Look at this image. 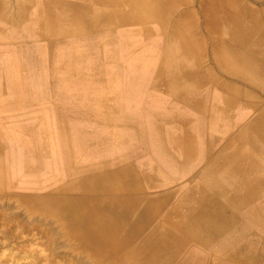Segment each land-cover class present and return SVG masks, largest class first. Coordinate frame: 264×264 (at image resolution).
I'll use <instances>...</instances> for the list:
<instances>
[{"label": "bare ground", "instance_id": "1", "mask_svg": "<svg viewBox=\"0 0 264 264\" xmlns=\"http://www.w3.org/2000/svg\"><path fill=\"white\" fill-rule=\"evenodd\" d=\"M10 1L0 0V58L7 57V59H4L6 61L10 60L12 56L23 55L32 59L35 49L25 47L24 42H22L23 45H19L17 35L20 31L32 35L36 28V21L33 19V15H28V13H9L12 2ZM20 1H24L23 4H20L21 8L26 9L28 7L27 0ZM46 1H49L47 8H59V13L55 10L54 12H48L46 18L44 17L47 22L48 35L54 37L55 35L74 34L90 35L98 37V40L102 38L105 44L94 47L93 52L95 51V56L98 59H100V52L102 55L108 56L107 62L103 63L110 67L119 65L118 62L112 60L113 54L116 53L114 50L116 46H113L112 43L114 41L124 43V40L129 38L139 45L132 44L131 49L133 50L130 49V56H133V54L139 55L138 59L143 62V66L140 65L138 68L145 72L148 70L149 64H154L155 71L153 73H155V77L161 81L169 78L168 83L163 81V85L174 97H188L189 92L195 89L196 102L194 105L196 108L202 110L206 105L205 103H209L212 106L211 109L221 110L218 120H225L224 122L229 126L223 128V130L225 129L224 133L227 134L226 137L222 138V141H218L215 146L222 147L223 151L227 152L222 165L234 177V182L222 180L229 185L232 183L231 186H235L236 183L243 185L242 207L250 206L248 207L250 212L248 217L250 219L247 220L245 216L240 223L239 220H235L233 215L226 214L224 216V220L219 224L226 226L227 231L236 229V235L224 237L219 233V225L216 226L214 221L212 223L213 228L210 230V225L203 222L209 210V207L205 204L209 200L215 201V199L224 198L221 196L222 192L218 191L219 189L209 191L205 189L206 185L199 192V195L192 197L194 199L192 206L187 205L183 208L182 205L172 204L171 202L169 208H166L164 205L167 201L169 203L171 198L165 199L163 197L164 193L161 195L158 191L150 189L153 180L155 181L154 178L157 175L166 177L165 172H155L152 169L143 171L135 165L134 160L131 158L136 153L135 151L148 148V138H118V140L108 138L107 140H101L99 147H95L99 148V155L92 153L91 148H89L92 145L86 143L85 139L84 141L80 139L71 141L61 138L60 142L58 141L50 146L52 157L46 165L61 164L66 177L53 190L42 194H28L27 196L21 194L23 196L21 198H32L36 204L40 202L39 200H42V209L49 215L53 214L64 221L67 228L66 234L78 240L82 245L81 247L89 250V253L95 256V260H98V262L101 261L106 264H193L191 253L187 254L182 244L185 241V235L187 237L192 235L194 240L209 249L208 252H211L215 258V262L211 261L203 264H264V168H259L261 161H258V163L255 161L258 157L264 156V94L260 96L262 100L250 93L240 95L237 88L234 85H229L227 80L220 83L213 75L210 78V73L204 65V50L208 48L207 43L213 46L218 45L221 39L219 29L216 26V18L212 12L216 9L237 10L236 8L242 7L241 1L195 0L193 2L191 8L195 7L201 12V17L204 19L200 22L205 25L204 32L207 35L210 34V38L203 37L204 34L202 37L198 34L195 37L188 36V16L181 15L178 27L175 26V21L170 24L171 20H166L167 12L173 14V10L178 7V4L179 7H189L191 0H179L176 4L175 0H129L130 19H128V22L136 24L140 30L129 31L127 35H116L117 38L114 41L111 39L113 32L99 28L102 24L107 25L109 21L100 19L98 6L94 5L92 0L83 3L84 0ZM243 6L245 7V5ZM258 15L260 16V14ZM153 17L157 18L163 26L168 25L169 31H166V28L165 31L150 30L148 24ZM114 19L112 18V20ZM236 19L238 18L234 16V26L240 28L239 23L236 25ZM197 22H195L196 32L198 30ZM73 38H78V36ZM151 43H153V46L149 45ZM154 43L158 47H155ZM159 43H161L160 46ZM149 48L150 51H148ZM72 53L79 57L83 56L79 52V48H74ZM218 59L217 62L227 70L225 72L231 75L239 73L236 67H239L240 64L225 60L220 61L221 58L219 57ZM209 64L210 68L213 67L212 63ZM1 67L0 65V69ZM101 69L103 67L99 65L94 68V71L99 73ZM129 69L134 70L133 67ZM1 77L0 87L3 83ZM96 82L97 84L99 82V88L113 87L108 83H104V80L97 79ZM210 84L226 88L227 95L209 93L208 90L202 93V90H206L205 87ZM198 93H202L203 96ZM216 102H226V105L219 109L220 107ZM260 104L263 107L259 106L261 109L256 110L258 111L256 115L248 114L249 110H253ZM235 105H238L240 109L233 111ZM242 106H248L250 109ZM182 134L184 138H191L189 132L184 129ZM239 138H248V140L246 139L247 141L245 140L246 142L241 146L238 141ZM150 139L155 156H158L162 161H166L170 168L186 169L188 164L185 161L192 154L197 163L215 155L213 142L207 143L205 148H202L201 145L196 144V147L195 145L192 146L189 141L180 143L173 138ZM20 142L21 144H19ZM43 145L42 138H40V141L37 138H10V158L8 160L12 173L23 178V165L26 163L31 164V161L39 165L37 155L39 149L44 148ZM101 149L115 156L112 158L102 157L104 152L101 153ZM260 159L263 161V158ZM41 163L42 161H40ZM43 163L45 162L43 161ZM4 164L5 161L1 159L0 192H3L7 186L8 170L5 171ZM182 175L180 173L171 177H181ZM196 177L201 176L198 174ZM199 182H203V180L200 179ZM184 190H181L179 194L188 192V189ZM184 194H180V196ZM233 197L227 196V199H233ZM177 200L180 201V199ZM212 208V210H215L219 207ZM187 214L192 216L189 222H185L189 219V217H186ZM32 215L29 214V216ZM251 222H254L259 228L258 235L254 238L245 235L248 230V223ZM19 260L21 261V259ZM194 264L200 263L196 261Z\"/></svg>", "mask_w": 264, "mask_h": 264}, {"label": "crops", "instance_id": "2", "mask_svg": "<svg viewBox=\"0 0 264 264\" xmlns=\"http://www.w3.org/2000/svg\"><path fill=\"white\" fill-rule=\"evenodd\" d=\"M11 1V7L12 5L13 7L12 9L11 7L9 8V13H28V15H33V19H35L36 21V28L33 34L31 33L32 35L26 34L23 31H20L17 35V43L19 45H23L22 42H24L26 45L25 47H33L35 49V54L32 56V59H29L23 55H19L16 57L12 56L10 60L6 61L4 59H7V57H4L3 59L0 58V65L2 66L0 69V76H2L1 78L3 80V83L0 87V116L2 117L1 119L3 121H0V126L13 128L10 133L8 131L3 132V135L5 134L8 137L6 138V136L4 135L3 140L7 144L10 141V138H37L39 139V141L40 138H42L44 144L43 147L45 148L44 150H47L42 152V150L39 149L38 152H42L43 157L47 152L48 162L52 157L50 155V146L56 144L58 141L60 142L61 138H47V96H51L53 94H81L83 92L84 57L87 56L85 54V51H87V53L89 54L91 51V47L103 46L105 42L102 38L98 40V37H93L90 35L81 36L70 34L55 35L54 37L48 35L46 29L47 22L45 21L44 17L46 18L48 12H54L55 10V12L59 13V8H47V4L49 3V1L46 0H25L26 4H28V7L26 9H22L20 4H23L24 1L17 0L16 3V0ZM85 1L87 0L82 1V3ZM128 1L129 0H92L93 4L98 6V14L101 15L100 19L109 21L107 25L102 24L99 26V28H102L104 30L107 29L113 32V36L111 38L113 39V41L117 38L116 35H127L129 31L140 30V28L136 24H131L130 22H128V19H130V9ZM194 1L195 0L190 1L189 7H179L178 4V7L173 10V14L167 12L166 20H171L170 24L172 23V21H175V26L178 27L181 15L188 16V36L195 37V35L198 34L200 37H202V35L204 34L203 37L207 36L211 38L210 34L207 35V33L204 32L203 28L205 27V25L200 22V20L204 19L203 17H201V12L195 7L191 8L194 4ZM240 1L242 3V7L236 8L237 10L232 9L225 11L223 9H216L214 12H212L216 18V26L219 29V36L221 37V39L218 42L219 46H213L207 43L208 48L204 50V54L205 58L208 60L207 63L209 67H205L210 73V78L211 75H213V77L215 79H218L220 83L223 80H227L229 85H234L237 88V90L240 92V95L250 93L254 94L258 99L262 100V97L260 96L261 94H264V0ZM178 2L179 0H175V4ZM243 5H245V7ZM258 14H260V16ZM234 16L235 18H238L236 19V25H238L239 23L240 28L234 26ZM112 18H115V21L112 20ZM153 18L148 24L150 30L165 31L166 28V31H169L170 28L168 25L163 26L157 18ZM195 22H197V32L195 29ZM72 36H78V38L74 39ZM132 42L133 40L128 38V40H124V43H117L115 41L112 43L113 46H116V49H114L116 53L113 54L112 60L118 63L125 64V70L129 69L128 64L131 63V57L128 52L131 49ZM160 44L161 43H159V46ZM149 45L153 46V43ZM154 46L158 47L156 43H154ZM48 47L50 48V50ZM74 48H79V52H81L83 56L79 57L77 55H73L72 50ZM117 49H119L120 51ZM148 51H150V48ZM218 57L221 58L220 61L225 60L234 64H240L239 67H236L240 74L237 73V75H231L225 72L227 70H225V68L217 62ZM209 63H212L213 67L210 68ZM252 66L253 68L251 69ZM113 72H115V65L113 66ZM209 86L205 87L206 90L203 89L202 93H205L208 90L209 93L212 92L217 95H227L226 88L220 85H211L210 88ZM189 93L190 94L188 97L177 99L173 97V101H178V103L183 105V108L185 110H210L211 112L214 111V113L209 115V118L207 120L208 127L206 125V128H208V136L206 137L208 138H192L191 133L189 132L191 138L173 139L177 140V142L180 143L189 141L192 146H196V144H198L201 145L202 148H205V145L207 143L213 142L212 146L215 149V155L207 158V160L205 159L203 162L197 163L192 154L185 161V163L188 164V167L184 170L170 168L167 165L166 161H162L158 156H155L153 149L152 151H150V153H148L147 151L143 153L142 150L140 152H136L131 156V158L134 160L133 162L135 163V165L139 166L138 168L143 171L152 169L155 172H165L164 175L166 177L157 175L156 178H154L155 181L153 180L152 184L150 185L152 187H149L154 191H158L161 195H163L164 193L165 195H163V197L165 199L171 198L169 203L168 201L167 203H165L164 206H166V208H169L171 202L172 204H180L183 206V208H185V206L187 205L192 206L194 204V199L192 197L199 195V192L205 188V185L207 186L205 189L209 191L213 189H219L218 191L222 192L223 195L221 194V196L224 199H215V201L209 200L206 202L205 206H208L209 210L207 211V216L204 217L203 222L208 223L211 230L213 228L212 223L214 221L216 226L219 225V233L224 237L228 235H236V229L227 231L228 228L226 226H221L219 224L222 220H224V216H226V214L233 215L235 220H239L240 223L243 219V193L238 192H242L243 185L241 186V184L236 183L235 186H231L232 183L230 185L228 183H225L229 181L234 182V177L231 176L229 174V170L226 168L224 169V165H222L227 152L223 151L222 147L218 148L215 146L217 145L218 141H222V138L226 137L227 134L224 133L225 129L223 130V128L228 127L229 125L224 122L225 120H218L221 110L216 111L214 109H211L212 106L208 108L207 103H205L206 105L202 110L196 108L194 105L196 102L195 89ZM202 93L198 94L203 96ZM216 104L220 107L219 109H221L225 107L226 102H216ZM259 106L263 107L262 104H260L258 105V107L254 109L252 108L253 110H249L250 113L248 111V114L256 115L258 112L256 110L261 109ZM244 108L250 109L248 106ZM238 109H240V107H238V105H235L233 111H236ZM31 128H34V130H32ZM66 139L71 141L73 139H80L84 141V138ZM91 139V143H87L92 145V147L90 146L92 153L99 155V148L95 147H99L100 138ZM246 139L248 140V138L238 139V141L241 143V146L247 141ZM19 144H21V142ZM8 146L9 145H7V147ZM202 152L204 153L205 151ZM40 155L42 154L40 153L37 156L40 157ZM107 155L110 158L115 156L109 153ZM260 158H263V161ZM255 161L256 163H258V161H261L262 163L259 168H264V157H258ZM47 168L50 169V172L47 173L48 175L50 174L51 176H63L65 174L63 166L59 163H52V165L50 166L47 165ZM180 173L183 174L181 177H171L172 175L177 176ZM198 174L201 177L197 178L196 176ZM225 176H228L226 177L228 178V181L225 180ZM19 177H17V183H19V180H22V178L19 179ZM200 179L203 180V182H199ZM38 181H41V179L37 177L35 180H33V183H36ZM62 181L63 179L60 181V184ZM184 189H188V192L185 194L181 192L180 194L184 195L180 196L179 192L181 190L183 191ZM227 196H234L235 198L233 197V199H227ZM177 199H180V201ZM216 206H218L219 208L215 209L216 211L212 210V207ZM186 217H189V219L185 220V222H189V220L192 218L191 214H187ZM184 239L185 241L182 243L183 248L186 250L184 251L187 254L191 253L193 264L196 261H199L200 264L206 262L210 263L211 261L215 262L214 256L211 254V252H208L209 249L201 246L196 240H194V237H192V235L188 237L187 235H185Z\"/></svg>", "mask_w": 264, "mask_h": 264}, {"label": "rangeland", "instance_id": "3", "mask_svg": "<svg viewBox=\"0 0 264 264\" xmlns=\"http://www.w3.org/2000/svg\"><path fill=\"white\" fill-rule=\"evenodd\" d=\"M132 44L139 46L134 41ZM93 48L89 54L85 51L83 92L77 95L47 96V138H84L86 143H91V138H100V141L108 138H148V148L135 151L142 150L143 153L152 151L150 138H184L183 129L190 132L192 138H208L207 120L214 111L185 110L182 104L173 101L174 96L163 85V81L168 83L169 78L162 81L157 79L153 73L154 64H149L148 70L143 72L138 68L143 66L141 59H138L139 55L133 54L130 62L134 64H128L129 68H134L133 71H126L125 64L119 63L113 72V67L103 63L107 62L108 56L100 52V59L96 58ZM207 61L204 59L205 66H208ZM99 65L103 69L98 73L94 68ZM97 79L113 87L99 88ZM207 106L211 107L209 103ZM1 118L0 121H3ZM12 130L0 126V156L5 161V171L8 170L7 186L0 192V264H106L95 260V256L81 247L78 240L66 234L64 221L45 212L41 206L42 200L37 205L32 198H21L53 190L66 176L47 174L50 172V167L46 165L47 152L44 157L42 153L47 149L42 148V152H38L42 154L39 165L32 161L31 164L23 165L24 177L17 183L19 176L12 173L8 160L10 151L7 145L10 141L6 144L3 140V132L10 133ZM101 153L102 157L108 156V151L101 149ZM37 177L41 181L33 183ZM225 180L228 181V178L225 177ZM248 207L243 208V217L246 216L247 220L250 219ZM258 232L259 228L254 222L248 223L246 237L254 238Z\"/></svg>", "mask_w": 264, "mask_h": 264}]
</instances>
